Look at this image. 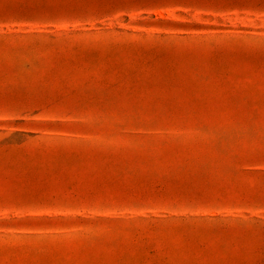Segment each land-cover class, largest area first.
Masks as SVG:
<instances>
[{
  "label": "rangeland",
  "instance_id": "374dc122",
  "mask_svg": "<svg viewBox=\"0 0 264 264\" xmlns=\"http://www.w3.org/2000/svg\"><path fill=\"white\" fill-rule=\"evenodd\" d=\"M0 264H264V0H0Z\"/></svg>",
  "mask_w": 264,
  "mask_h": 264
}]
</instances>
